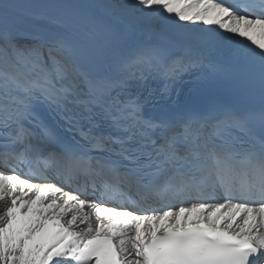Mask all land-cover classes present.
Instances as JSON below:
<instances>
[{"label":"snow or ice","instance_id":"snow-or-ice-1","mask_svg":"<svg viewBox=\"0 0 264 264\" xmlns=\"http://www.w3.org/2000/svg\"><path fill=\"white\" fill-rule=\"evenodd\" d=\"M63 7V19L37 17L55 27L38 24L26 40L8 26L9 6L0 13V264H264V0ZM177 21L217 26L216 43L238 40L229 55L238 80L258 74V111L213 104L158 117L128 91L133 81L153 69L175 79L198 61L169 60L155 43L115 70L85 56L89 25L161 31Z\"/></svg>","mask_w":264,"mask_h":264},{"label":"bare ground","instance_id":"bare-ground-1","mask_svg":"<svg viewBox=\"0 0 264 264\" xmlns=\"http://www.w3.org/2000/svg\"><path fill=\"white\" fill-rule=\"evenodd\" d=\"M124 0H0V13H2L3 6L8 5V16L7 23L10 27H17L20 31L24 32V35L28 33V28L33 25H43L46 27H55V25H50L47 20H38L37 17H53L56 19L64 18L66 15V9L63 6L66 5H80V4H121ZM182 24H186L187 31L184 32ZM199 26L198 28H196ZM3 27V16L0 14V28ZM102 28L108 29L118 36L128 47L136 48L142 43H157L161 45L164 49H171L173 47L182 48L184 53L190 54L198 57H210L211 50L225 47L227 40L230 34H224L227 38L226 42L216 43L211 38L216 36L218 30L217 26H205L200 22H176V24H169L165 29L161 31H151L148 28H131L125 30L121 27H112L106 28L102 25L97 26H88L93 32L102 30ZM210 31V32H209ZM214 33V34H211ZM27 36V35H26ZM238 41V40H237ZM104 47L106 48L107 54L106 57L111 59L110 46L105 41ZM32 183H37L31 181ZM28 190L25 189V192ZM66 192V191H64ZM60 193L57 194L58 202ZM28 198V197H25ZM32 198H35L34 195ZM89 198V196H81V199ZM95 200V197H92ZM89 201V200H88ZM48 201H45L47 203ZM223 202V201H221ZM3 202H0V207H2ZM108 206V205H107ZM89 213L95 225V213L91 207H87L84 210ZM70 219V216L67 217ZM106 220V217H102ZM79 223V220L77 221ZM84 225H81L80 228L75 229L80 231Z\"/></svg>","mask_w":264,"mask_h":264},{"label":"rangeland","instance_id":"rangeland-1","mask_svg":"<svg viewBox=\"0 0 264 264\" xmlns=\"http://www.w3.org/2000/svg\"><path fill=\"white\" fill-rule=\"evenodd\" d=\"M126 2H130V0H126ZM126 2H125V3H126ZM123 3H124V1H123ZM115 4H116V2H115ZM180 27H182V29H183V30H186V31H187V29H188V28L186 27V24H182ZM198 27H199V26H197L196 28H198ZM218 30H219V29H218ZM220 31H221V30H220ZM209 32H210V31H209ZM221 32H223V30H222ZM211 34H214V33H211Z\"/></svg>","mask_w":264,"mask_h":264}]
</instances>
